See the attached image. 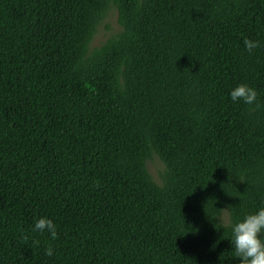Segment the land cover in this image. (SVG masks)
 I'll return each mask as SVG.
<instances>
[{
	"label": "trees",
	"instance_id": "trees-1",
	"mask_svg": "<svg viewBox=\"0 0 264 264\" xmlns=\"http://www.w3.org/2000/svg\"><path fill=\"white\" fill-rule=\"evenodd\" d=\"M260 208L264 0H0V264H240Z\"/></svg>",
	"mask_w": 264,
	"mask_h": 264
},
{
	"label": "clouds",
	"instance_id": "clouds-1",
	"mask_svg": "<svg viewBox=\"0 0 264 264\" xmlns=\"http://www.w3.org/2000/svg\"><path fill=\"white\" fill-rule=\"evenodd\" d=\"M244 44L250 53L255 48L260 47L258 41L251 39H246ZM230 96L233 101H243L245 104L259 107L257 104V90L247 84L237 85L232 89ZM251 110H255V108ZM225 226H231L232 228L231 241L234 246L235 257L242 258L240 264H264V238H262L264 237V208L248 214L242 221ZM45 230L51 234L53 240L58 238L56 224L47 217L38 219L34 226V231L42 233ZM24 239H27V237L25 236ZM46 254L52 256L53 249L49 247Z\"/></svg>",
	"mask_w": 264,
	"mask_h": 264
},
{
	"label": "rangeland",
	"instance_id": "rangeland-1",
	"mask_svg": "<svg viewBox=\"0 0 264 264\" xmlns=\"http://www.w3.org/2000/svg\"><path fill=\"white\" fill-rule=\"evenodd\" d=\"M121 29L117 21V11L110 6L104 17L97 24L95 32L88 46V51L100 46L108 37L119 32ZM148 172L157 183L161 182V175L164 172L165 166L161 159L153 154L151 158L146 161ZM228 219L227 210L224 209L221 213V220L226 222Z\"/></svg>",
	"mask_w": 264,
	"mask_h": 264
}]
</instances>
